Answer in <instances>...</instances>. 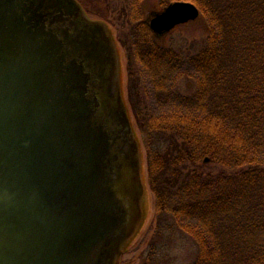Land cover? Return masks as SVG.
<instances>
[{"label": "water", "instance_id": "1", "mask_svg": "<svg viewBox=\"0 0 264 264\" xmlns=\"http://www.w3.org/2000/svg\"><path fill=\"white\" fill-rule=\"evenodd\" d=\"M178 1L157 36L194 22ZM112 30L78 0H0V264H121L143 158Z\"/></svg>", "mask_w": 264, "mask_h": 264}, {"label": "trees", "instance_id": "2", "mask_svg": "<svg viewBox=\"0 0 264 264\" xmlns=\"http://www.w3.org/2000/svg\"><path fill=\"white\" fill-rule=\"evenodd\" d=\"M146 1H125L109 22L131 29L140 69L135 79L129 68L127 85L154 196L153 240L186 235L196 244L189 264H264V0H183L208 23L187 54L160 44L144 22ZM166 246L152 244L141 264H164Z\"/></svg>", "mask_w": 264, "mask_h": 264}, {"label": "rangeland", "instance_id": "3", "mask_svg": "<svg viewBox=\"0 0 264 264\" xmlns=\"http://www.w3.org/2000/svg\"><path fill=\"white\" fill-rule=\"evenodd\" d=\"M90 14V18L93 20H99L106 22L109 27L112 29L115 34L117 40L120 44L121 51V62L123 68V76H124V92L125 98L127 100V104L129 105L130 114L132 116V120L134 126L137 131V136L139 139H143L142 132L137 128L133 109L130 104L129 98V87L128 83L130 82L131 76L129 68L131 67L132 71H134L135 79L139 75V67L135 61V51L132 52L130 50V46L132 44L133 38L131 29L128 26L123 25V21L119 20V22L115 21L112 24L109 21L114 22L115 18L119 17V14L124 9V2L127 0H78ZM161 0H147L144 4V22H147L150 25L151 20L155 17V15L162 13L166 7L161 5ZM187 2V1H186ZM109 6V7H108ZM200 11V9H199ZM143 17V16H142ZM207 21L203 19L200 12V17L198 20L194 22L187 23L185 25H180L176 27L173 31L168 33L167 35L158 38V41L161 45L166 48H172L178 52H194L196 51L197 44H200L202 41L206 40L208 36V25ZM123 41L127 44L128 48L124 47L120 42ZM182 90H185L187 87V82L182 81L179 84ZM143 98V93H141ZM143 153V171L144 176H147V162H146V151L144 146H142ZM147 184V182H146ZM147 190L143 200V224L141 229L138 230L137 234L129 244L122 257V264H141L143 258H145L152 244L160 247L165 243L166 253L163 255L160 253L159 259L164 264H189L193 261L196 253V244L192 239L186 237V235L176 232L174 237H164L163 240L154 241V216H155V202L154 196L152 192L149 190L148 184L146 186ZM158 240V237H155ZM155 242V243H154ZM161 248V247H160ZM165 250V249H164Z\"/></svg>", "mask_w": 264, "mask_h": 264}]
</instances>
